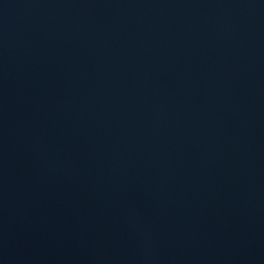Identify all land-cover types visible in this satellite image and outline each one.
<instances>
[{
  "label": "water",
  "instance_id": "95a60500",
  "mask_svg": "<svg viewBox=\"0 0 264 264\" xmlns=\"http://www.w3.org/2000/svg\"><path fill=\"white\" fill-rule=\"evenodd\" d=\"M0 264H264V0H0Z\"/></svg>",
  "mask_w": 264,
  "mask_h": 264
}]
</instances>
